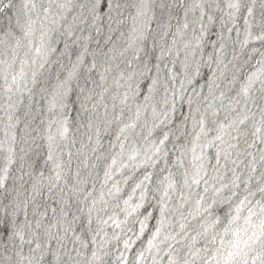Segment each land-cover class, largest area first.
<instances>
[{"label":"snow or ice","instance_id":"obj_1","mask_svg":"<svg viewBox=\"0 0 264 264\" xmlns=\"http://www.w3.org/2000/svg\"><path fill=\"white\" fill-rule=\"evenodd\" d=\"M0 264H264V0H0Z\"/></svg>","mask_w":264,"mask_h":264}]
</instances>
